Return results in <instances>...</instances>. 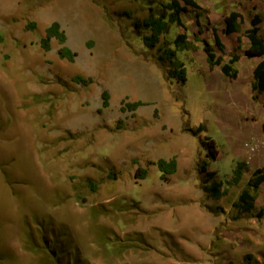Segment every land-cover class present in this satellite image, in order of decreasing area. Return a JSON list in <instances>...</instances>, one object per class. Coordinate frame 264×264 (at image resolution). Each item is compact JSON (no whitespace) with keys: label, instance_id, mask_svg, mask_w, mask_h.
Returning <instances> with one entry per match:
<instances>
[{"label":"rangeland","instance_id":"1","mask_svg":"<svg viewBox=\"0 0 264 264\" xmlns=\"http://www.w3.org/2000/svg\"><path fill=\"white\" fill-rule=\"evenodd\" d=\"M197 1L201 38L212 42L228 4L248 6L247 19L260 15L264 36V0ZM167 2L0 0V264H53L38 222L63 249L62 264H264V214L255 215L264 209V183L255 213L237 216L233 208L264 166V93L254 101L250 85L233 87L236 78L209 68L191 8L182 18L194 47L177 52L187 81L170 77L166 49L185 28L169 23L148 47L149 31L134 27L150 12L167 15ZM54 21L73 61L59 56L56 38L42 47ZM241 33L237 40L225 34L235 46L217 49L223 61L242 48ZM137 100L146 104L122 109ZM208 135L219 150L208 167L218 179H229L240 160L249 166L219 199L205 191L199 171ZM173 156L177 171L162 180L154 162ZM139 167L146 177L136 176Z\"/></svg>","mask_w":264,"mask_h":264},{"label":"trees","instance_id":"2","mask_svg":"<svg viewBox=\"0 0 264 264\" xmlns=\"http://www.w3.org/2000/svg\"><path fill=\"white\" fill-rule=\"evenodd\" d=\"M168 10V14L150 12L147 17L142 21H135L134 27L140 33L143 31H149L143 34V41L148 47H154L161 41V37L166 33L169 23H174L185 28L184 32L178 33L174 40V47L166 49V57L170 60L173 68L170 69V77L176 78L180 84H185L187 81V71L184 62L177 59V52L179 50H190L194 47L193 43L189 40V34L186 32V25L184 24L182 14L189 11L191 8L195 13V23L197 26V33L194 34V38L202 43V50L205 53L206 61L209 68L213 69L216 66H220L223 74L230 78L235 79L238 76V69L235 63L240 59L241 49L240 45L237 46L235 51L230 55L228 61H223V57L217 54V49L221 52H225V44L222 42L219 30L216 26L213 27V40L209 41L207 38H201L200 35L204 32L201 22L202 6L197 0H168L164 4ZM204 11V10H203ZM243 14L235 9H231L229 12H225L224 27L222 32L224 34H231L234 32H243L250 41V46L244 50V54L248 58L261 57L262 60L256 65L253 73V79L251 82L252 99L258 101L260 94L264 93V36L261 34V22L262 17L258 14H254L250 18V27L243 29ZM33 26V25H31ZM56 38L61 44H63L59 50V56L73 61L75 58V52L64 43L67 40L66 32L61 28V24L58 21L52 22L46 29L45 36L41 40L42 47L45 50L51 48V40ZM241 36L238 37V41L241 42ZM74 79L78 82L87 84L88 81L81 75H76ZM104 108L109 106V92L105 90L102 94ZM146 104L142 100L127 102L123 110L126 108L129 110H136L139 106ZM101 111V109H100ZM204 129L201 124L195 133H200ZM203 147L206 150V159L200 162L199 171L203 174V186L209 196L219 199L229 192V185L239 184L246 171L249 170L248 162L240 160L237 162L233 173L229 179L225 181L217 178V172L210 170V162L216 161L218 158L219 150L216 141L211 136H206L202 141ZM160 171V177L162 180H169L170 175L177 171L178 161L177 157L173 156L169 159L159 158L154 162ZM147 169L139 167L136 170V176L142 178L147 176ZM225 183L228 186H225ZM264 183V166L255 168L246 185L240 191L238 198L233 202V208L237 212V216L249 213H255L257 192L260 186ZM264 214V209H260L255 213L257 218H261ZM37 234L41 237V246L43 250L48 254L53 264H62V258L60 250L55 246L54 235L52 231H49L44 227V224L37 223ZM61 247V245H60Z\"/></svg>","mask_w":264,"mask_h":264},{"label":"crops","instance_id":"3","mask_svg":"<svg viewBox=\"0 0 264 264\" xmlns=\"http://www.w3.org/2000/svg\"><path fill=\"white\" fill-rule=\"evenodd\" d=\"M230 1L231 0H227V2H229V3H230ZM228 5H226V7H227L226 8V12H229L231 9H235V10L240 11L243 14V16H245L244 9H247L248 6L245 5V8L241 9V8L235 7L233 5H231V6H228ZM256 13H258V12L256 11ZM213 14H212V16L215 15V14L214 15ZM217 17H218V20H215V19H213V20H215V26L219 30V34H220L222 42L225 44L226 47H228V44L232 43L230 46H231V48H233L235 46L234 40H237V36L239 35V33H236V32L231 33L230 35H235V39L233 40V39L229 38V39L226 40L225 39V34L222 32L223 27H224L225 13L222 14L221 18H220V16H217ZM249 27H250V18L247 19V18L244 17L243 29H246V28H249ZM207 39H209V38H207ZM249 46H250V41H249L248 37L244 36L242 34V48H241V50L239 52L240 53V59H239V61L236 64V66H237V68L239 70V74H238V77L236 78V80H233V81H230V82L228 80L229 84H232L233 87H241V88L247 89V90L249 89L248 88L249 85H250V88H251V81L253 79L254 69H255L256 65L262 60L261 57H252V58L246 57V55L244 54V50L247 49ZM216 68H220V66H216ZM245 77H247V78L244 81L243 79ZM213 82H215V81H213Z\"/></svg>","mask_w":264,"mask_h":264}]
</instances>
